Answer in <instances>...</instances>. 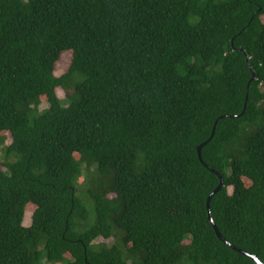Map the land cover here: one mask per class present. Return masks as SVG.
Listing matches in <instances>:
<instances>
[{"label":"trees","instance_id":"trees-1","mask_svg":"<svg viewBox=\"0 0 264 264\" xmlns=\"http://www.w3.org/2000/svg\"><path fill=\"white\" fill-rule=\"evenodd\" d=\"M200 145L264 264V0H0V264H254Z\"/></svg>","mask_w":264,"mask_h":264},{"label":"water","instance_id":"water-1","mask_svg":"<svg viewBox=\"0 0 264 264\" xmlns=\"http://www.w3.org/2000/svg\"><path fill=\"white\" fill-rule=\"evenodd\" d=\"M245 59H246V61H248V59H247L246 57H245ZM254 79H255V78H254V74L251 73V79L249 80V82H248V84H247V88H246V90L248 89V86H249L250 82H251L252 80H254ZM246 101H247V93H246V95H245V100H244V104H243L242 111H241V113H240L238 116H220V117H218V119L215 120V122H214V124H213V126H212V130H211V134H210L209 139H211L212 136H213V134H214L215 126H216V123L218 122V120L223 119V118L241 117V116L244 114L245 109H246ZM209 139H208V140H209ZM201 148H202V145L198 146L197 149H196L198 161H199V162H200V163H201V164H202V165H203L208 171H210L211 173H213V174L218 178V180H219L218 185L216 186V188H215V189H214V190L208 195V197H207V199H206L207 220H208L209 224L211 225L214 234L216 235V237H217L222 243H224L227 247H229V248L232 249L233 251H235V252H237V253H239V254H241V255H243V256L249 258L254 264H261V263L259 262V260L257 259L256 256L251 255V254H248V253H246V252H243V251H241V250L236 249V248L233 247L232 245L228 244V243H227V242L221 237V235L219 234L218 229L216 228V226H215V224H214V222H213V220H212V218H211V215H210V211H209V202H210V199L212 198V196H213L214 194H216V193L222 188V186H223V180H222L221 176H220L218 173L214 172L212 169H210L208 166H206V165L203 163V161H202V159H201Z\"/></svg>","mask_w":264,"mask_h":264},{"label":"rangeland","instance_id":"rangeland-1","mask_svg":"<svg viewBox=\"0 0 264 264\" xmlns=\"http://www.w3.org/2000/svg\"><path fill=\"white\" fill-rule=\"evenodd\" d=\"M70 59H71L70 52H66V53H63L61 55V57L59 58V61L55 65V70H54L55 71L54 72L55 76H60L63 72L66 71V69L68 68ZM57 95H58V97L60 99L63 98V94L60 91H57ZM44 108H47V104L42 103L39 106V110L44 109ZM9 143H10V138H9V136H7L6 144H9ZM0 170H3V168L0 167ZM30 213H31V208L28 209L26 214H25V219H24V222H23L24 226H28L29 225Z\"/></svg>","mask_w":264,"mask_h":264}]
</instances>
